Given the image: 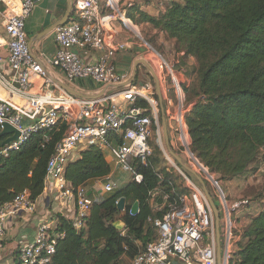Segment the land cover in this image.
Listing matches in <instances>:
<instances>
[{
  "label": "built area",
  "instance_id": "obj_1",
  "mask_svg": "<svg viewBox=\"0 0 264 264\" xmlns=\"http://www.w3.org/2000/svg\"><path fill=\"white\" fill-rule=\"evenodd\" d=\"M38 1L0 0L1 21L9 52L5 59L0 54V85L8 95L7 98L0 97V126L3 129L8 123L20 132L17 140L0 149V154L7 156L9 151L20 149L32 134L65 123L66 132L47 164L44 190L54 194L61 215L67 203L75 205L73 215L66 217L77 229L84 226L94 198L86 186L75 187L69 182L65 172L68 163L77 159L82 151L96 147L110 153L117 165L137 182H141L143 176L137 171L136 162L145 166L149 164L155 150L152 142L161 147L167 159L173 162L174 158L163 148L160 99L154 83L147 80L119 86L124 82L125 73L116 64V59L129 44L123 40L112 41L109 29H112L113 22L121 23L157 56L168 104L165 114L170 121L171 143L173 138L174 148L180 147L182 153L191 159L192 167L197 168V174L205 176L214 185L220 225L223 223L218 238L215 215L204 189L174 163L185 178L190 196H180V203L170 205L162 218L150 219L157 227L158 237L148 242L131 264H218V259L220 264H235L238 214L251 208V200L229 199L221 182L191 151L185 121L189 110L183 107L182 86L177 85L175 92L179 103L174 106L176 104L163 77L165 72V76L175 77L173 67L143 38L138 26L128 16V9L137 0H73L74 17L54 30L56 50L52 56H35L29 46L25 24ZM170 1L157 0L156 4L164 9ZM4 61L10 71L1 67ZM46 65L61 72L70 84L80 86V83L92 82L98 88L105 85L116 88L88 98L75 96L53 83ZM140 100H145L149 107L138 105ZM259 171L264 172V161L257 168ZM102 180L104 192H113L119 187L109 176ZM52 181L53 191L50 187ZM37 206V199H33L28 190L1 205L0 243L6 236L9 220L22 212H36ZM56 225L57 215L56 219H46L39 224L33 240L20 243L17 249L19 264H49L52 261L59 239L65 236L64 232L56 231Z\"/></svg>",
  "mask_w": 264,
  "mask_h": 264
},
{
  "label": "trees",
  "instance_id": "obj_2",
  "mask_svg": "<svg viewBox=\"0 0 264 264\" xmlns=\"http://www.w3.org/2000/svg\"><path fill=\"white\" fill-rule=\"evenodd\" d=\"M157 10L152 15L136 2L128 16L175 44L182 64L195 58L191 84L184 86L192 103L185 116L191 151L222 181L244 172L264 150V0H171ZM138 105L149 107L145 100ZM66 129L65 123H59L40 130L20 149L0 154V206L24 190L33 199L43 194L48 161ZM7 137L0 136V145ZM156 155L155 149L146 166L136 162L141 182L131 177L113 192L92 195L82 228L57 215L56 231L65 236L49 264H125V259L132 262L148 242L157 239V227L150 219L162 218L184 193L172 173L159 166ZM111 172L105 152L90 147L68 163L65 177L75 187H89ZM157 190L167 196L163 209L155 206ZM123 198L125 209L120 210ZM135 202L139 211L132 214ZM118 221L122 228L116 227ZM241 234L235 264H264V209L250 218Z\"/></svg>",
  "mask_w": 264,
  "mask_h": 264
},
{
  "label": "crops",
  "instance_id": "obj_3",
  "mask_svg": "<svg viewBox=\"0 0 264 264\" xmlns=\"http://www.w3.org/2000/svg\"><path fill=\"white\" fill-rule=\"evenodd\" d=\"M156 2L157 0H137V4H139L141 9L147 11L148 13L152 15L157 14V11H158L157 10L158 6L155 4ZM1 8H2V4L0 3V9ZM74 12L75 11H74V6H73V0H39L37 2L32 13L27 18L26 24H25V30H26L29 46L32 50V53L35 56H40L41 54H44L46 56H52L55 53L56 45L54 43V30L61 23L65 21L68 22L71 18H73ZM112 25H113V27H111L112 29H109L113 37L112 41L117 42L121 40H126L127 34L131 30L128 27L122 25L121 23H119V26H116V24L113 22ZM152 31L155 32V34L157 32V30H153V29ZM161 36L164 37L163 34H161ZM158 37L159 35L157 36V38ZM141 46L142 45L138 47H132V45L129 44V47L123 50L122 52H120L118 55V59H116V64H118V67L120 68V70L125 73L124 82L121 84L122 86L139 83L138 77L142 73L146 75L145 80L151 79V81L154 83L156 87L155 78L161 77V72L158 71V69L156 68L157 63L153 62L152 56H154V58L157 59L154 53L148 50L145 51V49L141 48ZM8 53L9 52L6 47V33L4 30V27L1 21V15H0V54L5 59L8 56ZM178 62L180 64L179 74L183 75L184 79L186 80H188L189 78L192 79L191 74L196 64L195 58L189 57L188 59H186L185 65L182 64L181 58H179ZM181 64L184 66H181ZM1 67L5 71H10V69L5 64V61L2 63ZM46 68L48 69V72L50 73V77L53 83L59 85L62 89H64L62 85H66L67 87L72 88L82 94H86L89 96H98L104 93L105 91L113 90L116 88L115 86H107V85L101 86L100 88H98L92 82H89L88 86H85L84 83H80V86L70 84L66 80L64 75L61 72H59L57 69L52 68L51 66H48V65H46ZM155 69L159 73V76H157L156 74L157 72H155ZM132 80L133 82L130 83ZM160 88H161V85H160ZM7 96L8 95L6 93V90L0 85V97L7 98ZM161 97H162V89H161ZM162 102H163V98L160 100L161 111H162V108H164V112L166 113V109L163 106ZM166 122H167L168 133L170 135V145L172 147L173 145L171 143V132L169 131L170 121L168 117L166 119ZM163 131H164V128H163ZM105 155L112 169V172L110 173L109 177L114 179L113 178L114 177L113 165L119 169L120 167L117 165L114 157L110 153L105 152ZM176 155L179 157L177 153ZM180 162L184 164V160L182 158H180ZM178 164L185 171L186 168L184 166H186V164L182 166L179 162ZM189 175L192 178L193 177L197 178V176L192 171L189 172ZM102 184H103V180L90 183L89 187H87L89 190V193H91V195L96 196L97 193L100 194L104 192L102 189ZM157 194H161V191L160 190L155 191L153 194V198L157 196ZM37 202H38V205L40 204L42 205V208H43L42 214H37V212H34V213L22 212L19 215L13 217L11 220H9L7 224V228H6V236L3 239V241L0 243L1 244L0 264H16L18 262L17 261V249L20 243L23 240H33L39 224L46 219L47 220L56 219V215L59 214V211L57 209L58 204L56 203L54 199V194L51 193L49 190H44L43 194L37 199ZM74 211H75V205L70 202L66 204L64 208V213L62 214L67 217H71ZM248 223L249 221L244 223L242 220L238 222L237 241L241 240V235H242L241 233L244 229L243 227H245ZM218 242H219V239H218ZM218 256L220 258L219 247H218ZM218 264H220V259H218Z\"/></svg>",
  "mask_w": 264,
  "mask_h": 264
},
{
  "label": "rangeland",
  "instance_id": "obj_4",
  "mask_svg": "<svg viewBox=\"0 0 264 264\" xmlns=\"http://www.w3.org/2000/svg\"><path fill=\"white\" fill-rule=\"evenodd\" d=\"M133 1L136 2V0H133ZM133 23H134V25L138 26V29H139L140 33L142 34L143 38L146 41L148 39L151 43H149L148 41L147 42L156 51H158L166 59V61L169 62V64L174 69V73L176 74L175 77H172L171 75L165 76L166 72L163 74V77H165V79H166L167 89H169V95L172 96V98L174 100V104H176L174 106H178V103H179L178 96L176 95L175 91L177 89V85L181 84L184 95H185V99L183 101V107L186 110H190L192 107V103L187 101V94L185 92L184 86H189L191 84L192 80H191V78L186 80V79H184L183 75L179 74L178 68H179L180 64L178 61H179V58L181 55H178L179 52L177 50V46L175 44H173L171 41L165 39V37L161 36V34H159V37L157 38V34H155V32H153L151 28L147 27L148 25L137 24L134 21H133ZM116 26H119V24H116ZM123 41L132 45V47H138V46L142 45L141 48L145 49V51L146 50H148V51L152 50V49H150V47L146 43L142 42L135 35V33L133 31L128 32L127 39L123 40ZM152 57H153V62L157 63L156 68L158 69V59H155L154 56H152ZM155 57L157 58L156 55H155ZM158 71H159V69H158ZM155 72H157L156 69H155ZM184 73H186V72H184ZM156 74H157V76H159L158 72ZM145 78H146V75L141 73L138 77V82L141 83V82H144L147 80H151V79L145 80ZM158 78H159L158 80L160 81L162 94H163L162 104L165 108H167L168 104H167V100L165 99L164 92H163V90H164L163 85L164 84L161 81V78L160 77H158ZM158 104H159V109H160V124L162 125V118L165 117L167 119V117H166V115L161 114V103L158 102ZM162 129H163V126H162ZM168 137L170 139L169 133H168ZM172 143H173V146L171 147L172 150L175 151L179 155V157L184 160V164H186V166H188L190 169H192L196 172L197 168L192 167V165L190 163L191 159L188 158L186 154L182 153L180 147H177L176 150L174 149V147L176 146V143L173 140V138H172ZM152 145L156 149V153H157L156 159L159 161V166L162 169H166V170L168 169L170 171V173H172V176L174 178V182L177 185V188L180 191V193L183 192L185 195H187L189 197L190 196L189 190L185 191L186 190L185 178H184L183 174L181 172H179V170H177L174 167V163L177 164L179 167H180V165L178 164L176 159L170 153L169 145L167 144L165 136H164V131H163V148L166 150V152H168L170 154V156H172L174 158L173 162H171L170 160L167 159V157H166V155H165V153L161 147H159L158 145H155V143H153V142H152ZM177 145H178V143H177ZM263 159H264V157H263V154L261 151L260 155L257 157V159L252 161L248 165L247 169L244 172H242L238 175H235L231 178H228L226 180H223V181L220 180L219 175L215 174V177L221 182L220 185H221L222 189L228 195L229 199H231L232 201H239L242 199L251 200V203H252L251 208L244 210L238 214L239 219L242 220L244 223L248 222L252 216L256 215L257 213H259L261 210L264 209V172H260V171L257 172V168L264 161ZM113 167H114V177H113L114 179L113 180H115L119 184L120 187L125 186L130 181L131 175L121 168L119 169V168L115 167L114 165H113ZM185 171L188 172L189 170L185 169ZM200 176L202 177L201 174H200ZM203 177L202 178L204 179L211 196L214 198V200H216L217 198L215 196L214 185L211 184L205 178V176H203ZM193 180L196 182V184H198L199 186H201L203 188L201 182L196 177H193ZM50 187H51V191H53L54 190L53 181H52V184H50ZM100 194L104 195L105 192H102ZM157 198H159V199L157 200ZM154 200L156 201L155 206H157L159 209H163V207H165V204L167 201V196L164 197L162 194H157V196L154 197ZM36 212H37V214H42L43 208H42L41 204L37 206ZM215 226H216V223H215ZM220 227H221V231H222L223 230V223H221ZM124 263L125 264H131V261H130V259H125Z\"/></svg>",
  "mask_w": 264,
  "mask_h": 264
},
{
  "label": "water",
  "instance_id": "obj_5",
  "mask_svg": "<svg viewBox=\"0 0 264 264\" xmlns=\"http://www.w3.org/2000/svg\"><path fill=\"white\" fill-rule=\"evenodd\" d=\"M70 15V14H69ZM65 22L61 23V24H65ZM60 24V25H61ZM136 74V73H135ZM156 80V90H157V94H158V97L159 99L161 100L162 97H161V88H160V82L158 80V78L156 77L155 78ZM133 80L130 82L132 83ZM63 88L68 91L69 93L73 94V95H77V96H80V97H85V98H88V97H93V96H89V95H86V94H82L72 88H69L67 87L66 85H62ZM122 86V85H121ZM164 108H162V111H161V114L162 115H165L164 114ZM162 125H163V128H164V134H165V139H166V142L167 144L169 145V149H170V153L172 156H174L177 161L181 164V165H184L182 162H180V158L176 155V153L172 150L171 146H170V139L168 137V128H167V122H166V118L163 117L162 118ZM4 135H8L7 139L0 145V149L8 144H10L12 141H15L18 139V137L20 136V132L15 128L13 127L12 125L8 124V123H5L4 124V128L2 129V131L0 132V136H4ZM186 169H188L189 171H192L196 176L197 178L199 179V181L201 182L202 186H203V189L207 195V198L209 200V203L213 209V212H214V215H215V219H216V232H217V236L218 238H220V212H219V209L215 203V200L213 199V197L211 196L208 188H207V185L204 181V179L198 175L194 170L190 169L189 167L187 166H184ZM91 194V193H90ZM118 208L120 210H124L125 209V199H121L118 203ZM139 211V203L138 202H135L131 208V213L132 214H136L137 212ZM116 227L118 228H122L123 227V223L121 221H118L115 223Z\"/></svg>",
  "mask_w": 264,
  "mask_h": 264
},
{
  "label": "bare ground",
  "instance_id": "obj_6",
  "mask_svg": "<svg viewBox=\"0 0 264 264\" xmlns=\"http://www.w3.org/2000/svg\"><path fill=\"white\" fill-rule=\"evenodd\" d=\"M182 166V165H181Z\"/></svg>",
  "mask_w": 264,
  "mask_h": 264
}]
</instances>
